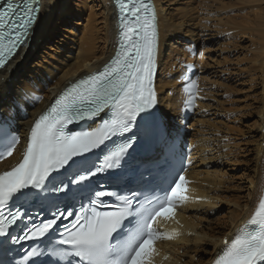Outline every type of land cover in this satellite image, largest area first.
<instances>
[{
    "label": "snow or ice",
    "instance_id": "1",
    "mask_svg": "<svg viewBox=\"0 0 264 264\" xmlns=\"http://www.w3.org/2000/svg\"><path fill=\"white\" fill-rule=\"evenodd\" d=\"M114 6L112 58L56 95L33 121L19 161L0 172V264H156L157 243L180 235L175 228L160 229L179 224L177 210L189 202L183 167L158 185L149 180L124 194L94 179L120 169L133 148L126 134L139 121L156 119L155 8L151 0H114ZM41 10V0L0 3V79ZM187 51L194 54L191 47ZM197 90L195 82L185 86L186 109L194 106ZM19 144L6 122L0 123V161ZM31 204L50 215L37 222L27 210ZM221 244L212 264H264V186L244 226Z\"/></svg>",
    "mask_w": 264,
    "mask_h": 264
},
{
    "label": "bare ground",
    "instance_id": "2",
    "mask_svg": "<svg viewBox=\"0 0 264 264\" xmlns=\"http://www.w3.org/2000/svg\"><path fill=\"white\" fill-rule=\"evenodd\" d=\"M168 1L154 0L159 35L157 107L168 137L180 138L191 149L186 174L192 183L189 202L180 209L181 215L176 216L179 224L171 223L180 235L158 247L160 256L156 260L161 261L166 252L169 259L162 264H209L222 248L221 241L231 238L245 223L264 186V0H195L197 5L194 0H180L177 9L168 6ZM111 4L112 0H41L42 10L31 30L29 47L18 51L0 79V113L14 131L24 136L57 91L98 69L111 55L116 38ZM199 12L203 15L201 29L214 32L224 50L231 48L240 53L231 72L236 76L234 80L240 78L243 89L236 91L229 82L232 78H223L222 83L210 82L203 76L206 75L203 54L187 51L191 47L187 41L201 43L189 29ZM74 14L81 23L73 20ZM68 25L70 28H65ZM53 29L55 32L51 34ZM58 35L62 36L59 40ZM53 42L60 46L50 48ZM198 66L203 72L193 77L186 74L187 69L195 71ZM185 76L187 81L183 79ZM190 82L198 85L197 99L192 108L186 109L184 88ZM252 89H256L254 96L247 97H255L257 104L256 130L251 137L252 147L247 151L241 147L243 129L237 121L244 107L226 106L236 112L233 120L217 113L207 119L204 102L217 94L233 97ZM220 103L213 107L223 111ZM245 152L250 155L242 193L229 199L234 182L229 166L241 163H238L239 156ZM10 159L13 164L17 157L14 154ZM223 205L226 209L221 212Z\"/></svg>",
    "mask_w": 264,
    "mask_h": 264
},
{
    "label": "rangeland",
    "instance_id": "3",
    "mask_svg": "<svg viewBox=\"0 0 264 264\" xmlns=\"http://www.w3.org/2000/svg\"><path fill=\"white\" fill-rule=\"evenodd\" d=\"M179 1L180 0H172V2H171L169 0L168 2H166V4L168 3L167 4L168 6L170 4V7L172 9L173 8L177 9L178 8L177 5L179 6L180 2H181V1L180 2ZM186 1L187 0H184V2H186ZM175 2H178V3L175 4ZM197 2H198V0H197ZM197 2L195 1L194 5H197ZM197 15H199V16L197 17L196 14H195L196 18H194L195 19L194 22H193L194 25L190 26L189 29L191 31H193L194 34H197L196 37H198V38H196V37H193V38L195 40L201 39V43H197L196 41H187V42H188V44H190L191 48L193 49L194 54H196V55L203 54V56H204L203 58H204V62L206 64L204 63L205 65H204L203 69L206 72V75H203V76L204 77L206 76L207 78H209L210 82L211 81H220L221 83L224 82L223 78H227L228 80L230 78H232L229 81L231 86L234 87L236 89V91H238L240 89H243L242 84H240V82H239L240 78L239 79L237 78L238 79L237 81L234 80L233 77H236V76L234 74H232V72H231L233 67H234V65H232V64L237 58L240 57V56L237 57L240 53L238 52L239 53L238 54L237 51L230 50L231 48H229L227 50H224L223 48H221V47H223V45H222L223 43H219L217 41L219 39L217 37L215 38V36L213 34L214 32H211L209 29L208 30H206V29L202 30L201 29V23H200V18L201 17L200 16L203 17V15H200V12ZM72 16H73V20L75 22H79V23L82 22V20H80L77 17V14H74ZM195 22L197 24L196 26H195ZM65 28H70V25L66 26ZM54 32H55V30L53 29L51 34H53ZM74 32H76V31H74ZM57 38L59 40V38L61 39L62 36L58 35ZM180 39L181 38H179V40ZM58 40L56 39V41H58ZM220 41H222V40H220ZM49 45L51 46L50 48H53V45L60 46V43H54L53 42V43H50ZM176 45H177V43H176ZM48 52L51 53V51H48ZM233 52H235V53H233ZM217 62L219 63L218 66H216ZM224 62H225V64H224ZM222 69H224V70H222ZM187 70H186V74H187ZM229 70H230L232 75H230ZM200 71L203 72V70L200 69V66H198L195 69V71L192 70V72H191L189 70L188 76H190V77L192 76L193 77L194 74H196V73H198ZM214 71H215V74H214L215 76L213 74H211ZM224 71H226V72H224ZM221 72H222V74H221ZM252 90L253 91L243 90L244 92L241 91L238 94H235L233 97H221L220 95L217 94V95H215V97H212V98L208 97V99L204 102V105H207L206 109L204 110V112L207 114V119H210V117H212L211 116L212 113H215V114L217 113L218 116H220V117L224 115L223 117L225 119L228 118V120H231V119L233 120L237 116V115L235 116L236 112L234 113V111L231 110L233 112L232 113L229 109L236 108L238 106H239V108L244 107V109H243L244 112H243V114L237 116V121H238V126L243 129V137L242 138H243L244 141H243V144H241V147L243 149H247V151H250V149L252 147V145L250 143H251V141H253V139H251V137L255 134V130H256L255 129L256 128V126H255L256 118H255V110L254 109L257 106V104L255 102V97H247V96H254L256 89L255 90L252 89ZM219 93H221V92H219ZM224 101H227L226 104H225ZM229 101H231V102L234 101V102L230 103ZM219 103L221 104L220 106H224V107L221 108L223 111H220L219 109H215L214 108L216 105H219ZM208 104H210V105H208ZM211 105H212V107H211ZM226 106L229 107V109ZM239 108L238 109H234V110L238 111ZM239 140H240V137H239ZM246 152L245 153H241V155L239 156L238 163L239 162H241V163H239V164L235 163V164L229 166L230 170H231L230 174L232 176H234V179H233L234 182H232V184H231V186H233V188H232L233 191L231 190L228 193L229 199H232L233 197H235L237 195H240L242 193L241 189H242V186L244 185L243 184L244 183V177H245L244 175L247 173V172H245V169L248 167L247 159H249L248 156L250 155V154H247ZM242 162H243V164H242ZM220 209H221V212H223V210L226 209V205L221 206ZM221 214H223V213H221Z\"/></svg>",
    "mask_w": 264,
    "mask_h": 264
}]
</instances>
